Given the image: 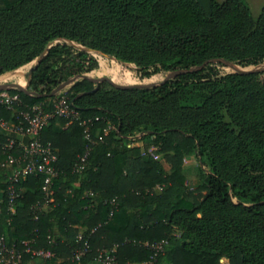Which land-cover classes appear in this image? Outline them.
I'll return each instance as SVG.
<instances>
[{"label":"trees","instance_id":"trees-1","mask_svg":"<svg viewBox=\"0 0 264 264\" xmlns=\"http://www.w3.org/2000/svg\"><path fill=\"white\" fill-rule=\"evenodd\" d=\"M51 40L28 70L33 94L6 90L21 104L0 117L16 124L27 105L48 110L65 96L90 120L94 142L78 121L49 120L41 140L57 154L51 201L43 177L29 175L16 184L14 212L7 177L16 165L0 164V257L4 247L20 253L16 264H101L99 251L114 249L113 264H144L153 257L145 243L164 241L151 264H264V7L254 18L243 0H0V76ZM93 53L133 63L141 80L164 77L97 83ZM209 59L217 60L166 78ZM137 133L143 145L129 146ZM7 137L0 133V161L20 153L3 150ZM192 153L204 168L187 187L183 159Z\"/></svg>","mask_w":264,"mask_h":264},{"label":"built area","instance_id":"built-area-1","mask_svg":"<svg viewBox=\"0 0 264 264\" xmlns=\"http://www.w3.org/2000/svg\"><path fill=\"white\" fill-rule=\"evenodd\" d=\"M21 99L17 93H8L6 90H0V108L12 109L15 105H20ZM49 109L45 110V105L43 103H35L32 105H27L26 110L20 111L21 120L18 123H7L0 117V128L12 134H23L27 136L25 142L18 141L13 136L7 137V142L2 145L3 150H10L12 148H18L20 153L17 156H13L11 153L5 152V158L0 161V164H13L16 165L7 177V190L10 198L9 210L14 212L13 202L18 196L16 190V184L24 180L27 176L41 175L43 177V192H44V204L51 201L52 181L55 176H57V171L54 167V163L57 160V154L55 149L51 145L44 143L41 140V132L44 126L54 117H61L67 119L68 122L78 121L84 126V138L89 142L93 143L94 139L91 138V126L88 124L90 120H81L79 114L74 111L70 105L68 98L62 96L60 98L52 99L49 102ZM113 128L109 125L107 128L103 129V134H97L96 138L102 140L103 135H106L108 131ZM140 134H135L129 137L131 145L139 143L141 138ZM88 152V147L86 152L80 157L79 162L75 165V171L82 169L86 156ZM111 203L115 205V201L112 200ZM112 211L110 212V215ZM82 237L77 236V240H81ZM25 245H27L25 243ZM153 251V257L151 261L145 262L144 264H151L154 260L155 255L161 253L165 246L164 241L154 242L150 245L145 243ZM3 255L0 257V264H16V259L20 256L15 249L7 250L3 247ZM88 250V245L83 244L82 248L74 252V259L79 260L82 255ZM26 252L31 253L35 258L47 259L52 254L44 250H34L30 247H26ZM114 249H103L99 251L98 262L101 264H113L115 262V257L113 255Z\"/></svg>","mask_w":264,"mask_h":264},{"label":"rangeland","instance_id":"rangeland-1","mask_svg":"<svg viewBox=\"0 0 264 264\" xmlns=\"http://www.w3.org/2000/svg\"><path fill=\"white\" fill-rule=\"evenodd\" d=\"M219 2L223 0H217ZM251 10L254 18H257L261 14V10L264 7V0H243ZM96 65L88 74L89 76L99 78H117L119 84H154L161 80L164 76L154 75L148 79L141 80L136 75V66L133 63L116 62L112 58L102 56L97 53L92 54ZM34 62V61H33ZM31 62V63H33ZM31 63H28L29 66ZM106 80V79H104ZM8 80H2L0 82H7ZM140 134L141 133H137ZM131 145V143L129 142ZM134 145V144H133ZM132 146V145H131ZM204 168L198 160L196 153L186 155L183 159V174L185 177V184L187 187L196 186L201 182V170ZM39 260H36L38 262ZM221 264H226L225 260H222Z\"/></svg>","mask_w":264,"mask_h":264},{"label":"water","instance_id":"water-1","mask_svg":"<svg viewBox=\"0 0 264 264\" xmlns=\"http://www.w3.org/2000/svg\"><path fill=\"white\" fill-rule=\"evenodd\" d=\"M56 40H51L49 41L46 46H45V49L44 51L41 53V55H39V57L32 63L33 66L31 68V71L34 67H36V65L41 61V59L44 57L46 51L48 50V48L55 42ZM213 60H217V59H209V60H206L204 61L201 65H198V66H195L193 68H189V69H180V70H173V71H170L166 74V78L168 77H171V76H174V75H177V74H180V73H184V72H190V71H194V70H197V69H200L202 68L206 63H208L209 61H213ZM232 66L234 68H236L237 70L239 71H253L255 68H250L248 70H245V69H242L241 67H238L236 64H232ZM75 78H70L67 82L61 84V86H64L66 83H70L71 81H73ZM108 80L113 86H115L116 88H130V87H134V86H137L138 84H130V85H121V84H116L113 82V80H110L109 78H99V79H94L95 81H97V83L99 81H102V80ZM12 87H17L18 89L24 91V92H28L30 94H33L32 92H29L27 91L26 89V84L25 85H20V84H14V83H11V82H3V83H0V90H8Z\"/></svg>","mask_w":264,"mask_h":264},{"label":"crops","instance_id":"crops-1","mask_svg":"<svg viewBox=\"0 0 264 264\" xmlns=\"http://www.w3.org/2000/svg\"><path fill=\"white\" fill-rule=\"evenodd\" d=\"M31 65H32V63L29 66L26 64V65H24V66H22L16 70L12 71V72L1 75L0 81L8 80L7 82L25 85L26 81H27V73H28V70H29ZM0 83H3V82H0ZM7 123H9V122H7ZM9 124H11V123H9ZM0 133L6 134L8 136H13L20 142H25L27 140V136H25L23 134H12V133H10V132L6 131L5 129H2V128H0ZM128 145L131 146L129 143H128ZM134 145H138L141 147L143 144H142V142H139V143H136ZM23 264H31V263H23Z\"/></svg>","mask_w":264,"mask_h":264}]
</instances>
